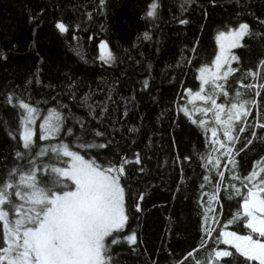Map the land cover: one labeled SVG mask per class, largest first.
Instances as JSON below:
<instances>
[{
  "label": "trees",
  "instance_id": "1",
  "mask_svg": "<svg viewBox=\"0 0 264 264\" xmlns=\"http://www.w3.org/2000/svg\"><path fill=\"white\" fill-rule=\"evenodd\" d=\"M158 2V19L150 24L144 18L150 0H106L103 14L92 12L98 0H0V51L5 55V59H0V158H7L0 159V173L5 171L6 163L10 165L13 162V149L19 147L16 142L18 134L15 140L12 139L3 123L8 121L12 128L18 127L16 110L3 103L9 91H24L25 81L31 78L27 91L31 93V103L42 102V111L55 105V97L76 115L86 116L87 109L79 106V98L90 90H96L90 102L94 103L98 115L99 106L106 101L107 89L103 92L97 90V77L113 84L117 91L107 104L109 118L102 125L98 126L96 120H91V124L107 132L108 137L123 148L120 154L140 153L145 169L139 173L128 168L129 179L125 184L129 221L125 234L135 232L137 243L128 245L125 242L122 247H116L119 264H173L174 260L181 259L201 242L204 208L199 202L203 200L206 204L207 192L213 189L208 185L200 189L205 174L200 154L210 150L211 132L207 133L206 140L204 129L191 123L183 112H178L176 105L192 108L182 90L189 88L195 92L199 89L195 70L202 64H211L217 49L218 31L245 22L254 33L264 32V26L259 25L256 19H264V0H215L214 4L210 0ZM182 5L188 9L183 13ZM85 12L92 13L90 22L86 21ZM30 15L35 18L33 21L29 20ZM178 19H186L188 23L181 25ZM57 20L66 25L84 23L80 28L70 27L61 34L55 28ZM145 31L151 34L150 40L143 39L141 34ZM74 35L79 37V41L73 39ZM89 36L93 39L89 40ZM100 40H105L115 53L113 65H104L98 59ZM194 44L195 53L192 51ZM77 50L85 60L76 55ZM233 54L238 56L239 63L232 61L231 66L237 71L231 74L227 83L231 91L246 93L245 99L255 97L258 104L248 105L252 109L248 120L251 124L257 119L264 123L261 97L255 96L256 89L249 91L242 87L264 84V70L257 69L260 60L264 59V39L246 36ZM187 57L192 58L191 64ZM248 69L258 71L255 79L246 75ZM37 75L40 84L35 82ZM145 78L149 81L148 88L141 87ZM70 79L77 85L75 100L68 99L66 85ZM260 91L264 93V88ZM124 97L134 99L126 103ZM216 99L224 102L220 95ZM43 101H48V104H43ZM194 104L204 106L203 101H194ZM125 108L129 114L119 119L124 116ZM60 111L66 112L67 109ZM201 116V113H195V117ZM113 119L118 121L115 128L122 131L111 130ZM237 123H245L248 127L246 133H239L241 140L237 141L243 148L247 139H252L251 124L245 121ZM129 126H136L138 132L127 133ZM212 126L213 121L209 120L208 127ZM33 127V138L38 141V123ZM256 131L259 137L264 138V130L257 128ZM218 136L222 138L223 133L218 132ZM261 156H264V139H254L249 149L236 156L239 174L246 176ZM224 159L221 157L222 161ZM221 167H224L223 163ZM224 170L227 173V169ZM230 180L226 175L225 183ZM234 182L240 186V181ZM201 191L205 193L202 197ZM141 192L144 193V199L140 201L143 211L137 213L134 201ZM221 194L217 193L218 197ZM217 207H222V211H218L221 224L214 227L222 226L238 205L235 200H220ZM228 228L237 230L235 225ZM240 229H243V224H240ZM208 250L209 245H205L193 255L196 259H203L207 257ZM186 264H193V259L188 258Z\"/></svg>",
  "mask_w": 264,
  "mask_h": 264
},
{
  "label": "snow or ice",
  "instance_id": "2",
  "mask_svg": "<svg viewBox=\"0 0 264 264\" xmlns=\"http://www.w3.org/2000/svg\"><path fill=\"white\" fill-rule=\"evenodd\" d=\"M184 2L191 3L192 0ZM210 3L214 4L215 0H210ZM106 7V0H98L92 12L103 14ZM159 7L158 0H150L147 5L144 18L150 24L158 19ZM187 10L181 6V13ZM84 15L87 22L93 18L90 12ZM34 19L29 16L30 21ZM256 19L259 25L264 26V19ZM177 22L181 25L188 23L186 19H178ZM82 23L66 25L57 20L55 28L63 34L70 27L80 28ZM141 35L144 40L151 39L148 31ZM246 36L264 39V32L254 33L245 22L218 31V50L211 64H202L195 70L196 79L200 81L199 89L195 92L189 88L182 90L192 108L176 105L178 112H183L191 123L204 129L206 140L207 133L211 132V148L200 154L201 167L205 169L200 189L208 185L213 190L207 192L206 204L203 200L199 202L204 208L201 242L181 259L174 260L173 264H186L188 258L193 259V264H264V156L253 163L246 176L237 171L236 160L237 154L249 149L254 139H264L256 131L257 128L264 130V123L257 119L251 124L248 120L252 110L248 105L258 104L255 97L245 99L246 93L231 91L227 83L231 74L237 71L231 66L232 61L239 63L238 56L230 50L240 47L242 38ZM73 39L79 41L78 36L74 35ZM99 49L98 59L102 64L113 65L116 62V55L105 40L99 41ZM192 51H196L195 44ZM76 55L85 60L79 50ZM0 59H5L3 51H0ZM186 59L192 63L191 57ZM261 66H264V59L257 65L258 71L264 70ZM258 71L248 69L246 75L255 79ZM31 82V78L25 81L24 91H9L3 101L16 110L18 127L12 128L8 121L3 123L12 139L15 140L18 134L16 142L19 147L13 149V162L10 165L6 163L5 171L0 173V264H119L116 247H122L125 242L128 245L137 243L135 232L125 234L129 221L125 184L129 179L128 168L139 173L145 169L140 153L120 154L123 148L111 140L107 132L99 130L98 126L109 118L107 104L117 90L105 78L97 77V90L103 92L107 89L106 101L99 106L97 115L94 103L90 102L96 90L84 93L79 98V106L87 109V115L79 116L55 97V105L42 111L41 101L31 103V93L27 91ZM35 82L41 83L38 75ZM236 83L240 84V81ZM208 86H211L210 91L206 92ZM76 87V81L70 79L66 85L69 100L76 99ZM141 87H149L147 78L141 82ZM242 87L249 91L256 89L255 96H260V102L264 103V93L260 91L264 84ZM218 95L224 102H217ZM123 99L128 103L134 97ZM194 101H203L204 106H196ZM43 104L47 105L48 101H43ZM195 113L202 116L195 117ZM128 114L125 108L124 116L119 119ZM91 120H96L98 126H93ZM209 120L213 121L211 128L208 127ZM240 121L251 124L252 129V139H247L243 148L237 141L241 140L239 133H246L248 127L245 123H237ZM117 122L116 119L112 121L113 132L122 131L115 128ZM37 123L38 141L33 138V126ZM137 132L136 126L127 128L129 134ZM218 132L223 133L222 138ZM221 157L226 159L222 161ZM226 175L231 178L229 183H225ZM234 181H240V186L237 187ZM217 193L222 194L218 197ZM200 195L204 196V191ZM143 199L144 193L141 192L134 201L137 213L143 211L140 203ZM220 200H235L238 207L222 226L214 227L221 224L218 211H222V207H217ZM240 224H243L242 230ZM229 225H235L237 230H229ZM241 231L244 234H240ZM205 245H209L207 257L196 259L193 254Z\"/></svg>",
  "mask_w": 264,
  "mask_h": 264
},
{
  "label": "rangeland",
  "instance_id": "3",
  "mask_svg": "<svg viewBox=\"0 0 264 264\" xmlns=\"http://www.w3.org/2000/svg\"><path fill=\"white\" fill-rule=\"evenodd\" d=\"M235 49V48H234ZM234 49H231L230 51L233 53V50ZM217 50H218V46H217V49H216V52H217ZM99 51H100V49H99ZM215 55H216V53H215ZM215 55H214V57H215ZM210 64V63H209ZM224 67H228V65H225ZM199 84H200V81H199ZM206 90H207V88H206ZM207 92V91H206ZM35 126V125H34ZM34 129H35V127H34Z\"/></svg>",
  "mask_w": 264,
  "mask_h": 264
}]
</instances>
